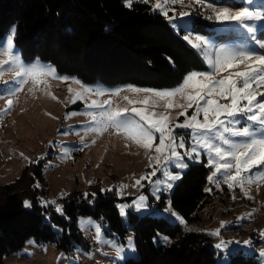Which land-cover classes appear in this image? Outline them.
<instances>
[{
  "label": "trees",
  "instance_id": "trees-1",
  "mask_svg": "<svg viewBox=\"0 0 264 264\" xmlns=\"http://www.w3.org/2000/svg\"><path fill=\"white\" fill-rule=\"evenodd\" d=\"M207 2L218 7L239 4V0ZM191 11L199 18L194 25L197 32L212 34L213 22L200 16L202 9ZM13 25L15 43L25 61L51 62L59 73L75 75L85 83L171 88L192 70L206 68L182 39L185 32H177L164 15L153 11L151 2H136L129 8L123 0H0V36ZM217 35L222 40L231 37ZM44 168L43 161L30 163L12 181L0 184V264L30 238L53 243L66 254L77 244L87 247L78 226L80 216L103 218L122 241L134 232L139 257L123 264H221L211 237L188 231L166 217L129 210L126 226L117 205L133 197L121 199L115 190L103 193L97 187L87 196L72 192L63 199L64 215L55 211L56 205L41 206L40 199L50 194ZM211 171L205 159L191 164L173 190L163 193L154 205L164 209L170 200L187 225L201 221ZM25 200L31 207L24 206ZM160 235L172 241H158ZM230 264L261 263L255 253L231 256Z\"/></svg>",
  "mask_w": 264,
  "mask_h": 264
},
{
  "label": "snow or ice",
  "instance_id": "snow-or-ice-1",
  "mask_svg": "<svg viewBox=\"0 0 264 264\" xmlns=\"http://www.w3.org/2000/svg\"><path fill=\"white\" fill-rule=\"evenodd\" d=\"M136 2L148 4L150 0H123L124 6L129 8ZM184 3L185 0H156L152 10L164 15L173 28H177L179 21V28L185 32L182 39L202 57L209 71H191L183 77L179 86L169 90L129 86V90L133 93L143 92L150 95L140 101L124 97L130 104H147L152 97L165 99L167 100L165 109L172 107L183 109L178 114L185 116L183 122L170 126V113H162L157 117L155 113L146 112L144 108H112L110 99L102 103L98 100L86 102L82 113L67 112L65 119L75 115H85L89 118V122L82 125L86 133L94 131L100 134L111 127L118 134H123L126 139L144 148L148 159L146 167L151 171L136 179L133 187L143 188L142 181H146L152 186V196L157 201L163 192L170 191L175 182L182 178L183 171L188 167L186 160L199 162L201 152L208 158L207 166L214 169L207 177L210 183L219 187V176L230 190L238 187L243 195L251 200L253 197L246 185L264 182V91H260L264 88V0H239L238 5L233 3L223 7L208 3L207 0H189L190 4L198 5L202 9L201 17L213 22V33L208 36L197 32L194 25L199 18L193 17L192 12L182 10L176 13L173 8L171 11L174 15H168L170 5ZM16 31L17 28L13 25L7 33L0 36V57H6L0 59V77L5 71L14 73L11 81L0 79V99L4 96L8 97L5 107L0 109V115L11 110L14 105L13 97L29 80L34 86L46 84L45 77L65 82L74 80L76 84H80V81L74 78L58 76L53 66L45 65L38 59L26 64L15 47ZM215 33H227L234 38L227 44H217L214 39ZM169 60L171 62V58ZM239 65H244L243 70L229 72L226 76L219 75ZM68 91L72 94V103L86 100L89 95H105V89L99 86L92 88L81 85V88L75 91L69 86ZM122 91L124 89L117 88L111 95L118 96ZM47 95L52 99H58L51 92H47ZM177 95L186 97L188 103L176 104L173 98ZM152 103L155 104L156 101ZM190 108H194V111L188 116L187 110ZM178 129L188 131L187 139L191 142L190 147L186 148L185 136L176 134ZM70 131L75 129L70 126L62 132L58 130V134L67 135ZM80 139L82 143L84 138ZM156 139L158 143H154ZM52 144L53 141H49V145ZM61 151L63 158H70L68 146H63ZM43 159L44 157L41 156L32 162L38 163ZM46 167L52 165L48 164ZM35 187L39 188V183ZM205 191L210 192L211 189L206 188ZM233 199H236L235 195ZM39 203L44 207L56 205L55 200L42 198ZM23 204L25 207H31V202L28 200ZM117 207L121 217H126L128 210L140 214L167 215L174 222L187 227L184 217L172 210L170 200L166 207L160 210L150 205L148 197L141 193L130 204L122 203ZM55 211L64 215L63 205H56ZM255 211L256 209H253L237 219L245 220ZM226 226L227 222L221 221L220 227L211 230L209 234L219 237L221 229ZM80 227L82 230L94 229V239L97 242L113 246L114 259L124 262L126 252L127 258H134L135 246L132 237L127 238L125 247L118 245L114 240L104 239L101 224L91 218L81 220ZM259 235L260 241L264 242V230ZM163 239L167 241L169 238L163 237ZM28 243L34 244L35 241L29 240ZM214 247L221 258V264H230L231 256L242 254L249 257L256 251L251 239L243 241L220 239ZM259 259L264 264V248L259 250Z\"/></svg>",
  "mask_w": 264,
  "mask_h": 264
},
{
  "label": "rangeland",
  "instance_id": "rangeland-1",
  "mask_svg": "<svg viewBox=\"0 0 264 264\" xmlns=\"http://www.w3.org/2000/svg\"><path fill=\"white\" fill-rule=\"evenodd\" d=\"M150 2L153 5L156 0H150ZM173 8L176 13L182 10L192 12L191 10L193 9H200L198 5L190 4L189 0H185L183 5H170V10L168 12L169 16L174 15L173 11H171ZM177 25V28L174 29L177 32H181L179 21H177ZM218 34L223 35L227 33ZM227 37H223L226 39L222 40L216 33L214 36L215 43L227 44L230 42V39L234 38ZM15 47L26 64H30L37 60L25 61L16 43ZM0 59H6V57H0ZM38 60L45 65L53 66L58 76L74 78L80 81V84H76L74 80L65 82L52 77H45L46 84H40L38 86H34L31 80L23 84L21 90L13 97L14 105L11 110L0 115V184L12 181L26 165L33 163L32 161H36L38 157L43 156L44 159L40 161H43L45 166L44 174L50 187V194L46 196V198L55 200L56 205H63V199L72 192L78 191L84 196H87L85 195L86 193H94L96 192L95 188L99 187L101 191L102 189L104 190L102 191L103 193L115 190L121 199L133 197L131 200L120 201L118 205L122 203L130 204L136 196L143 193L148 197V203L150 205L156 209H160L157 205H154L157 200L152 196L151 185L146 181H142L144 184L143 188L139 186L133 187L136 179L142 174L151 171V169L146 167L148 159L145 156V149L136 145L131 140L126 139L123 134H118L116 130L111 127L100 134L94 131L86 133L82 125L89 122L87 116L81 114L65 119V113H82L86 102L98 100L102 103L104 100L110 99V106L112 108H144L146 112L155 113L157 117L162 113H170L171 126L172 124L183 122L185 116L178 115L183 109L179 107L165 109V104L167 103L165 99L152 97L147 104H130L124 97L127 96L130 100L140 101L143 100L145 96L150 95L143 92L133 93L129 90V86L169 90L176 88L182 82L171 88L141 86L134 83L118 85H108L102 82L85 83L75 75L59 73L56 66L51 62L41 59ZM243 68L244 65H239L237 68L228 69L227 71L221 72L219 75L226 76L229 72L243 70ZM192 71L206 72L209 71V68L206 65L204 69ZM13 76V72L5 71L0 79L11 81ZM81 85L92 88H96L97 86L102 87L105 89V95H89L86 100H78L72 103V94L68 91L69 86L75 91L79 90ZM117 88L124 89V91L118 96L111 95ZM260 91H264V88H261ZM47 92H51L58 99H52L51 96L47 95ZM7 99V96L0 99V109L5 107ZM173 100L176 104L186 105L188 103L186 97L180 95L174 97ZM152 101H156V103L153 104ZM193 111L194 108L188 109L187 115L191 116ZM200 119H202V116ZM70 126L75 129V131H70L67 135L58 134V130L62 132ZM176 134L178 136H185L186 148L191 146V142L187 139L188 131L186 129H178L176 130ZM81 137L84 138L82 143ZM49 141H53L52 146L49 145ZM92 141H95V143H92ZM154 143H158V139H156ZM83 145L87 146L85 147ZM63 146H68L70 148V158H63V153L61 151ZM74 149L77 151V154L71 156V151ZM179 151L183 152L184 150ZM21 153L23 154L22 156L20 155ZM74 157L80 159L77 165L73 164L71 161ZM204 159L207 165L208 158L201 152L199 162L187 160L186 162L189 167L191 164L202 163ZM48 164H51L52 167H46ZM218 179H220L219 187L209 182L207 188H210L211 191L209 192L210 195L208 196L207 205L202 213L201 221L188 224L185 228L187 230L191 229V231L203 232L206 236L213 239L214 244H217L220 239L237 241L251 239L256 249L252 254L257 253V259L262 264L259 259V250L264 248V242L260 241L259 234L264 230V182L246 185L250 195L253 197V199L249 200L238 187H234L230 190L227 184L223 182L222 178L218 176ZM89 181H91V183H89ZM124 185H126V187H122ZM172 190L173 188L170 192ZM62 193L64 195H61ZM233 195L236 197L235 200L233 199ZM151 198H153V201ZM171 207L172 210L178 213L173 205H171ZM253 209H256V211L253 212L251 217L245 220L237 219L251 212ZM128 212L129 210L127 211L126 217H122L126 226H129ZM155 216H163L170 219L167 215ZM88 218L101 224L102 235L106 240H114L118 245L126 247L128 242L127 238L132 237V243L135 246L134 258L139 257L133 231H130L125 241H122L118 235L112 233L109 224L103 218L95 219L91 216H80L78 219V226L84 236L87 247L77 244L71 254H66L58 250L53 243H37L34 238H30L29 240H34L35 243L29 244L28 240L23 248L7 254L4 257L5 264H73V261H75V264H123L128 259L127 252L125 253L126 260L124 262L114 259L115 248L113 246L97 242L94 239V229H81L80 221L87 220ZM221 221L227 222V226L221 229L220 236L210 235L209 232L211 230L220 227ZM163 237L168 236L160 235L158 241L163 243H170L172 241L169 237V239L165 241ZM77 249H79V251H77ZM61 256L62 258L58 259V257Z\"/></svg>",
  "mask_w": 264,
  "mask_h": 264
},
{
  "label": "built area",
  "instance_id": "built-area-1",
  "mask_svg": "<svg viewBox=\"0 0 264 264\" xmlns=\"http://www.w3.org/2000/svg\"><path fill=\"white\" fill-rule=\"evenodd\" d=\"M73 151H75V149L71 151V156L73 154L74 155L77 154V151H75L74 153H72ZM71 161H72L73 164H76L77 165L80 162V159L78 157H74V158L71 159ZM46 200H50V199L49 198H46Z\"/></svg>",
  "mask_w": 264,
  "mask_h": 264
}]
</instances>
